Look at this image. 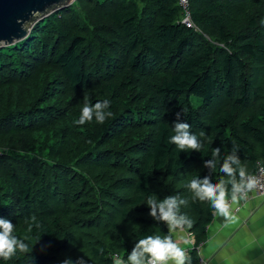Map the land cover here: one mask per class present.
Here are the masks:
<instances>
[{
    "label": "trees",
    "instance_id": "trees-1",
    "mask_svg": "<svg viewBox=\"0 0 264 264\" xmlns=\"http://www.w3.org/2000/svg\"><path fill=\"white\" fill-rule=\"evenodd\" d=\"M191 8L199 31L182 25L178 0H78L0 48V218L34 248L31 264L126 261L138 239L169 231L148 215V195L188 200L191 264H201L215 216L188 183L209 175L216 147L220 164L236 145L249 174L264 165V0ZM104 100L103 124L75 123L86 101ZM177 113L205 133L200 152L168 143ZM211 175H223L219 165ZM32 216L42 231H27ZM28 255L0 264H30Z\"/></svg>",
    "mask_w": 264,
    "mask_h": 264
},
{
    "label": "clouds",
    "instance_id": "clouds-1",
    "mask_svg": "<svg viewBox=\"0 0 264 264\" xmlns=\"http://www.w3.org/2000/svg\"><path fill=\"white\" fill-rule=\"evenodd\" d=\"M110 104L108 100L97 102L95 105H89L86 101L75 123L84 125L95 119L97 123L103 124L112 115V112L108 110ZM179 117L180 113H177V120L173 123L174 135L169 136L168 143L175 145L181 152H200L204 148V143L199 137H203L205 133L201 131L199 136L193 133L190 124L181 122ZM238 152V146L233 145L231 151L227 152L224 162L220 164L221 148L212 149L211 159L204 160L203 164L204 168L210 169L209 175H205L203 179L199 177L192 179L187 185L195 200L207 201L213 215L224 218L226 223L236 220L234 206L247 201L249 193L258 187L264 188V185H260L259 181L248 173ZM218 165L219 172L223 175L214 181L211 174L216 172ZM145 204L150 209L148 213L150 217L167 224L168 233L163 237L143 236L135 242L126 261L119 255H114L113 264H191V257L186 248L182 247V244L187 245L191 242L190 234L186 233L185 229L192 228L193 221L181 212V206L187 205L188 200L180 195H169L163 200L157 199L155 195H148ZM26 223L29 232L43 230L35 216ZM14 231L15 225L10 220L0 218V259L9 260L19 252L30 254L28 259L31 264L35 259L31 255L34 248L15 236ZM99 251L101 255L104 254L103 249ZM62 264H88V260L84 256L77 257L75 260L69 257Z\"/></svg>",
    "mask_w": 264,
    "mask_h": 264
},
{
    "label": "crops",
    "instance_id": "crops-1",
    "mask_svg": "<svg viewBox=\"0 0 264 264\" xmlns=\"http://www.w3.org/2000/svg\"><path fill=\"white\" fill-rule=\"evenodd\" d=\"M234 209V222L215 216L207 228L200 252L204 264H264V200L253 196ZM182 247L190 256V244Z\"/></svg>",
    "mask_w": 264,
    "mask_h": 264
},
{
    "label": "water",
    "instance_id": "water-1",
    "mask_svg": "<svg viewBox=\"0 0 264 264\" xmlns=\"http://www.w3.org/2000/svg\"><path fill=\"white\" fill-rule=\"evenodd\" d=\"M73 0H0V47L25 40L34 25Z\"/></svg>",
    "mask_w": 264,
    "mask_h": 264
},
{
    "label": "built area",
    "instance_id": "built-area-1",
    "mask_svg": "<svg viewBox=\"0 0 264 264\" xmlns=\"http://www.w3.org/2000/svg\"><path fill=\"white\" fill-rule=\"evenodd\" d=\"M178 1H179V5L182 9V13H183L182 25H184L186 28L194 29L195 31H199V29L197 28V26L194 24V21H193L191 0H178ZM1 154H2V151L0 150V155ZM250 175L254 176L259 181L260 185H264V165L263 164L258 163V168H257L256 172L252 173ZM253 196L264 200V188L258 187L256 190L249 193V199ZM188 233L190 234L189 239L191 241L189 244L192 247V250H194V248H196L195 235L193 233H190V232H188ZM202 245L203 244H199L197 246V253L200 257V263L204 264L205 262L202 260V258L200 256ZM114 255H118V254H114Z\"/></svg>",
    "mask_w": 264,
    "mask_h": 264
},
{
    "label": "rangeland",
    "instance_id": "rangeland-1",
    "mask_svg": "<svg viewBox=\"0 0 264 264\" xmlns=\"http://www.w3.org/2000/svg\"><path fill=\"white\" fill-rule=\"evenodd\" d=\"M77 2H78V0H73L71 3H70V6H68V7H71L72 5H74V4H77ZM67 8V7H66ZM58 11H60V10H58ZM55 13V12H54ZM39 23V22H38ZM37 24V23H36ZM35 24V25H36ZM34 25V26H35ZM30 35V34H29ZM14 45V44H13ZM11 46V45H10ZM191 101H192V104H193V106L194 107H198V106H200L201 104H202V99H200V98H197V97H192L191 98ZM2 152H7V151H5V150H1Z\"/></svg>",
    "mask_w": 264,
    "mask_h": 264
},
{
    "label": "bare ground",
    "instance_id": "bare-ground-1",
    "mask_svg": "<svg viewBox=\"0 0 264 264\" xmlns=\"http://www.w3.org/2000/svg\"><path fill=\"white\" fill-rule=\"evenodd\" d=\"M1 48V47H0Z\"/></svg>",
    "mask_w": 264,
    "mask_h": 264
}]
</instances>
